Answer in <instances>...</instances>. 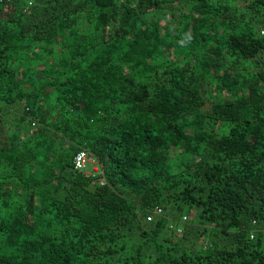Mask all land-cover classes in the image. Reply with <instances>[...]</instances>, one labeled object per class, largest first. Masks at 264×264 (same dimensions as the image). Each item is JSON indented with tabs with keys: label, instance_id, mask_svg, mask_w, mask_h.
Listing matches in <instances>:
<instances>
[{
	"label": "trees",
	"instance_id": "16d2710c",
	"mask_svg": "<svg viewBox=\"0 0 264 264\" xmlns=\"http://www.w3.org/2000/svg\"><path fill=\"white\" fill-rule=\"evenodd\" d=\"M0 264H264V0L0 1Z\"/></svg>",
	"mask_w": 264,
	"mask_h": 264
},
{
	"label": "built area",
	"instance_id": "2783aa9c",
	"mask_svg": "<svg viewBox=\"0 0 264 264\" xmlns=\"http://www.w3.org/2000/svg\"><path fill=\"white\" fill-rule=\"evenodd\" d=\"M2 1V0H0ZM29 3V6L34 3V0H27ZM35 123L33 122V126ZM89 163H94V161L88 156L86 152H81L77 155L75 159V168L79 170H86V167ZM95 168V167H94ZM95 172H97V168L93 169ZM162 209L161 208H155V210L152 212V214L148 215L147 219L148 221H152L155 216L161 215ZM183 220H186V217L184 216Z\"/></svg>",
	"mask_w": 264,
	"mask_h": 264
},
{
	"label": "rangeland",
	"instance_id": "374dc122",
	"mask_svg": "<svg viewBox=\"0 0 264 264\" xmlns=\"http://www.w3.org/2000/svg\"><path fill=\"white\" fill-rule=\"evenodd\" d=\"M22 106H23V105H22ZM92 169H96V167L93 168L92 165H90V166L88 167V170L91 171ZM97 169H98V168H97Z\"/></svg>",
	"mask_w": 264,
	"mask_h": 264
}]
</instances>
